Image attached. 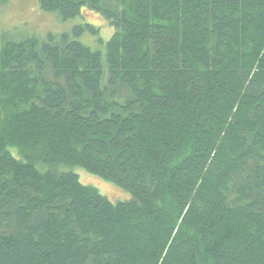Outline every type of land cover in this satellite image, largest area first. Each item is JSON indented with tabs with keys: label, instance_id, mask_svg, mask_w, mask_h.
Segmentation results:
<instances>
[{
	"label": "trees",
	"instance_id": "16d2710c",
	"mask_svg": "<svg viewBox=\"0 0 264 264\" xmlns=\"http://www.w3.org/2000/svg\"><path fill=\"white\" fill-rule=\"evenodd\" d=\"M36 1L112 35L0 0V264H264V0Z\"/></svg>",
	"mask_w": 264,
	"mask_h": 264
},
{
	"label": "rangeland",
	"instance_id": "374dc122",
	"mask_svg": "<svg viewBox=\"0 0 264 264\" xmlns=\"http://www.w3.org/2000/svg\"><path fill=\"white\" fill-rule=\"evenodd\" d=\"M1 5V16L6 26L14 27L15 31L11 32L17 37L37 36L45 39L48 34H62L70 32L76 25L81 23H91L99 27L98 35H84L80 40L84 43L95 46L104 47V44L112 35L109 23L97 14L87 12L85 19L77 17L68 21H62L55 14L44 12L40 9L36 0H5ZM104 20V21H103ZM102 23H106L109 29ZM111 33V34H110ZM103 37L104 44L101 45L98 38ZM91 39V42H90ZM87 40V41H86ZM81 177L84 176V181H94L96 177L80 170ZM95 182V181H94ZM96 185V184H95ZM102 189L106 192H111L110 188L99 183Z\"/></svg>",
	"mask_w": 264,
	"mask_h": 264
}]
</instances>
